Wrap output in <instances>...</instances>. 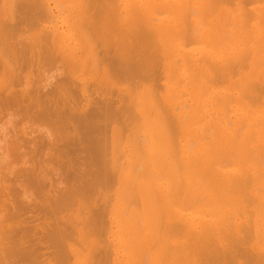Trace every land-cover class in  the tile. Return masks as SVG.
Instances as JSON below:
<instances>
[{"label":"bare ground","instance_id":"6f19581e","mask_svg":"<svg viewBox=\"0 0 264 264\" xmlns=\"http://www.w3.org/2000/svg\"><path fill=\"white\" fill-rule=\"evenodd\" d=\"M0 264H264V0H0Z\"/></svg>","mask_w":264,"mask_h":264}]
</instances>
